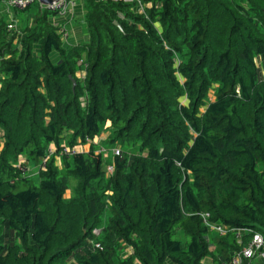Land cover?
<instances>
[{"label": "trees", "instance_id": "obj_1", "mask_svg": "<svg viewBox=\"0 0 264 264\" xmlns=\"http://www.w3.org/2000/svg\"><path fill=\"white\" fill-rule=\"evenodd\" d=\"M89 2L77 47L38 4L21 32L0 20V264L230 262L264 238V0ZM107 123L129 157L93 143Z\"/></svg>", "mask_w": 264, "mask_h": 264}, {"label": "built area", "instance_id": "obj_2", "mask_svg": "<svg viewBox=\"0 0 264 264\" xmlns=\"http://www.w3.org/2000/svg\"><path fill=\"white\" fill-rule=\"evenodd\" d=\"M97 1L102 2V3H107L109 1L123 2V3L134 6L133 10L136 13H140V14L145 13L144 0L143 1L142 0H97ZM4 3L8 7L17 9V10H25L26 8H28L29 6H32L33 4L35 5L38 4L41 10L47 11L53 16H62L61 18H65V16L69 14L68 12L70 11L69 9L70 4L72 3V7H73L76 2L75 1L71 2L68 0H58V1H53V3L51 4L41 5L38 3L37 0H21L20 2H18L17 0H4ZM120 17L122 18V16ZM7 28L11 32H16V27L14 23L8 24ZM58 33L61 37V41L62 40L67 41L69 39V34L67 33L65 27L60 28ZM80 78L83 79L84 75ZM64 150L66 153H76L75 149L70 150L68 148L67 149L65 148ZM101 151H104V150H101ZM114 155L121 156V150L116 149ZM46 162H47V159L43 161L40 169L45 170ZM20 168L22 169V171L26 172L25 167L21 166ZM112 170H113L112 166L108 167L109 172H112ZM207 217H208L207 215L204 216V218H207ZM205 224L210 228V230L213 233L218 234V235H225L228 233V231H230L227 227H224L222 225L210 224L207 221H205ZM94 233L95 235H97L96 231H94ZM251 233L252 232L250 231V234ZM237 235L240 236V232H238ZM91 244H92V247L96 249H101L100 244L97 243L95 240H92ZM256 258L261 259L264 263V238L259 233H253L250 243L246 247H244L241 252L237 253L230 262L223 263V264H245L246 262L253 261Z\"/></svg>", "mask_w": 264, "mask_h": 264}, {"label": "crops", "instance_id": "obj_3", "mask_svg": "<svg viewBox=\"0 0 264 264\" xmlns=\"http://www.w3.org/2000/svg\"><path fill=\"white\" fill-rule=\"evenodd\" d=\"M30 11H32L33 13H31ZM37 11H38V9L35 7V10L31 9V10H28V11L21 12V11H17L16 9L8 7L4 3L3 0L0 2V20L7 21L8 24L14 23L16 25V32L17 33L21 32V30H22L21 29L22 28L21 24H25L24 22L26 21V19L28 20V24H31V22H32V20L34 18V15L36 14ZM21 13L25 14V16L24 17H20ZM55 18L56 17L51 16L49 18L50 23H52L53 26H58L59 29L62 28L63 25H61V23H64L66 19L65 18L55 19ZM64 25H66L67 27L70 26L69 29H70L71 35H72V37L69 40V43L67 45L68 48L77 47V46H79V45H81V44L86 42L87 36L83 33V27L82 26L74 27L72 25V22L68 23V21H66L64 23ZM62 44H63L64 47H67V46L64 45L63 42H62ZM51 59L54 62H57V61H59V56L57 54H53L51 56ZM83 75H84V72H78L77 73V77L78 78L82 77ZM105 130H106L105 134L109 135L110 134V123L106 124ZM97 139H99V137H96L93 140V143L96 144V145H100V143L98 142ZM90 144H91V142H89L87 145H84V146L79 145V146H77L75 148V150H76V152H88L89 148H90ZM49 151H50V154H54L55 153L56 149H55L54 145L50 146ZM56 164H57V166H59V168L62 167L61 166V159L59 157L56 158ZM16 166L25 167L26 172L28 173V175L30 177H32L34 179H38L39 172L41 170L40 169L41 166H35V165L31 164L24 157H19ZM107 171H108V168H107ZM67 192L69 193L68 197L66 196ZM66 194H65V199L66 200L70 199L71 196H72V190L71 189L67 190ZM91 246H92V244H91ZM131 255H132V249L129 248V247H125L123 252H122V254H121V258L122 259H126L129 256H131ZM201 264H214V263H213V261L211 259H205V260H203L201 262ZM253 264H264V263H263V261L261 259H257V260L254 261Z\"/></svg>", "mask_w": 264, "mask_h": 264}, {"label": "rangeland", "instance_id": "obj_4", "mask_svg": "<svg viewBox=\"0 0 264 264\" xmlns=\"http://www.w3.org/2000/svg\"><path fill=\"white\" fill-rule=\"evenodd\" d=\"M4 1V0H3ZM68 1H71V2H73V1H75L76 3H75V5L72 7V3L70 4V6H69V9H70V11L68 12L69 14L67 15V16H65V22L66 21H68V23H70V22H72V25L74 26V27H77V26H82L83 27V33L87 36V40H86V42H85V44L86 43H88V41H89V35H88V33L86 32V24H87V19H88V13H89V8H88V6H89V0H68ZM95 1H97V0H91V2H94L95 3ZM143 1V0H142ZM98 2V1H97ZM35 4H33L32 6H29L28 8H26L25 10H17V11H21V12H23V11H27V10H31V9H33V10H35ZM40 8V7H39ZM31 13H33L32 11H30ZM135 12V11H134ZM25 16V14H23V13H21V15H20V17H24ZM51 16H53L52 14H51ZM53 17H56L55 19H61V17L62 16H53ZM67 17V18H66ZM71 17V18H70ZM21 19V18H20ZM64 22V23H65ZM64 23H61V25H63L62 27H65V29H66V31H67V33L69 34V39L67 40V41H65V40H62L63 41V43H64V45L65 46H67L68 45V43H69V40L71 39V37H72V35H71V31H70V26H66V25H64ZM8 26V25H7ZM23 25L21 24V27H22ZM15 27H16V25H15ZM156 27H157V29L159 30V32H161V26L159 25V24H156ZM65 48H68V46L67 47H65ZM258 66L260 67V69H261V71H263L264 72V61L262 62L261 60H258ZM84 76H85V73H84ZM178 78H179V80H181V81H183L182 80V77L181 76H178ZM215 100V97H214V92L213 91H211L210 92V95H209V101L207 102V104H206V106L204 107V108H202L201 109V114L202 113H204L205 112V110H206V108H207V106L211 103V102H213ZM181 103L183 104V105H185V106H187L188 105V101H187V99H186V97H183L181 100ZM105 132H106V130L104 129L103 131H102V133L100 134V136H99V139H97L98 140V142L100 143V146H102L104 149V151H103V155H104V158L105 159H110V160H112V158H114V153H115V151H116V149H120L121 150V155H123V153L126 155V156H130L131 155V153L132 152H128V153H125L124 151H123V149L121 148V147H119L118 145H114V146H107V145H105V143H106V140H107V138H108V136L109 135H106L105 134ZM122 157V156H121ZM66 196L68 197L69 196V193L67 192V194H66ZM106 220H107V216H106ZM103 230H104V224L102 225V226H100L99 228H96L94 231H96V234L97 235H95V233H94V231H93V235L94 236H96L97 238H101V236H102V234H103ZM245 233H250V231H245ZM97 242V241H96ZM98 243V242H97Z\"/></svg>", "mask_w": 264, "mask_h": 264}, {"label": "water", "instance_id": "obj_5", "mask_svg": "<svg viewBox=\"0 0 264 264\" xmlns=\"http://www.w3.org/2000/svg\"><path fill=\"white\" fill-rule=\"evenodd\" d=\"M17 1L20 2L21 0H17ZM37 1H39L43 5H46V4H51V3H53V1H58V0H37ZM114 24L121 30V26L117 22H115ZM70 80L72 81L73 90H74L76 87V81L71 76H70Z\"/></svg>", "mask_w": 264, "mask_h": 264}, {"label": "bare ground", "instance_id": "obj_6", "mask_svg": "<svg viewBox=\"0 0 264 264\" xmlns=\"http://www.w3.org/2000/svg\"><path fill=\"white\" fill-rule=\"evenodd\" d=\"M38 3L42 5V3H40L39 1H38Z\"/></svg>", "mask_w": 264, "mask_h": 264}]
</instances>
